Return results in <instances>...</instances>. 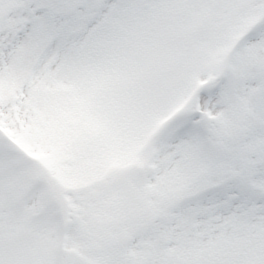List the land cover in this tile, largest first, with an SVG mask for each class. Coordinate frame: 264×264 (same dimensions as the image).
Instances as JSON below:
<instances>
[{
	"label": "snow or ice",
	"instance_id": "obj_1",
	"mask_svg": "<svg viewBox=\"0 0 264 264\" xmlns=\"http://www.w3.org/2000/svg\"><path fill=\"white\" fill-rule=\"evenodd\" d=\"M0 264H264V0H0Z\"/></svg>",
	"mask_w": 264,
	"mask_h": 264
}]
</instances>
